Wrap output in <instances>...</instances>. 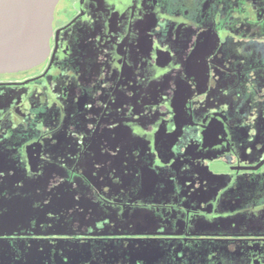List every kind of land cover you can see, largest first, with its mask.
Masks as SVG:
<instances>
[{
    "label": "flooded vegetation",
    "instance_id": "obj_1",
    "mask_svg": "<svg viewBox=\"0 0 264 264\" xmlns=\"http://www.w3.org/2000/svg\"><path fill=\"white\" fill-rule=\"evenodd\" d=\"M0 264H264V0H58L0 72Z\"/></svg>",
    "mask_w": 264,
    "mask_h": 264
},
{
    "label": "water",
    "instance_id": "obj_2",
    "mask_svg": "<svg viewBox=\"0 0 264 264\" xmlns=\"http://www.w3.org/2000/svg\"><path fill=\"white\" fill-rule=\"evenodd\" d=\"M58 0H0V72L29 69L49 49Z\"/></svg>",
    "mask_w": 264,
    "mask_h": 264
}]
</instances>
